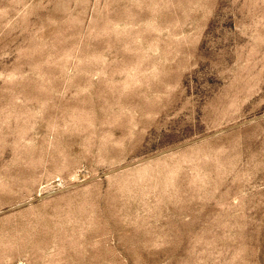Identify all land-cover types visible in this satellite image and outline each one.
Segmentation results:
<instances>
[{
  "label": "rangeland",
  "instance_id": "374dc122",
  "mask_svg": "<svg viewBox=\"0 0 264 264\" xmlns=\"http://www.w3.org/2000/svg\"><path fill=\"white\" fill-rule=\"evenodd\" d=\"M0 264H264V0H0Z\"/></svg>",
  "mask_w": 264,
  "mask_h": 264
}]
</instances>
